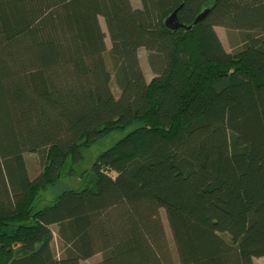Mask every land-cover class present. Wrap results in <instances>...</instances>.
<instances>
[{"label":"trees","instance_id":"1","mask_svg":"<svg viewBox=\"0 0 264 264\" xmlns=\"http://www.w3.org/2000/svg\"><path fill=\"white\" fill-rule=\"evenodd\" d=\"M140 2L0 0V264L264 256V0ZM204 7L190 30L163 23L178 9L191 24ZM134 123L84 188L35 208L82 145ZM26 153L40 155L33 178Z\"/></svg>","mask_w":264,"mask_h":264},{"label":"rangeland","instance_id":"2","mask_svg":"<svg viewBox=\"0 0 264 264\" xmlns=\"http://www.w3.org/2000/svg\"><path fill=\"white\" fill-rule=\"evenodd\" d=\"M131 1L135 7L141 6L140 0H131ZM100 22L103 29L106 31L103 18H100ZM216 31L221 41L223 42L225 48L228 51H233L235 49V46L233 44V41L235 40L234 36L230 35V33L223 27H216ZM106 43L107 46L110 47L111 44L108 36H106ZM139 56H140L141 66L146 75V78L147 80H151V78L155 74L148 63L147 51L145 48L140 49ZM113 90L116 94H118V89L115 84H113ZM137 125H138L137 123H134L133 125H130L124 130L112 131L91 145L88 146L82 145L80 148L82 159L79 160L78 162L72 163L70 158H68L66 164L64 165V168L62 169L60 178L56 182L50 184L49 186H47L46 188H44L39 192L35 200V208L39 209L46 205L51 204L55 200V198L62 191L66 189L77 190L84 188L85 185L89 182L88 180L91 179L90 178L91 167L95 162L97 156L103 151L112 147L118 140H120L125 135H127ZM25 159L27 162L30 177L33 178L42 169L40 164V155L38 153H26ZM162 217L167 227V231L170 235L169 227L167 225L166 217L163 211H162ZM52 229L54 233L53 248L57 256L59 257L62 255L63 244L57 234V227L53 226ZM100 258H101V254H96L95 256L84 262L85 263L95 262ZM254 260H256V264H264V256L256 257L254 258Z\"/></svg>","mask_w":264,"mask_h":264},{"label":"water","instance_id":"3","mask_svg":"<svg viewBox=\"0 0 264 264\" xmlns=\"http://www.w3.org/2000/svg\"><path fill=\"white\" fill-rule=\"evenodd\" d=\"M208 11H209V7H204L201 10V12L197 15V17L195 18V21L193 23L186 24V23H182L179 21L178 14H177L178 9H176L166 17V19L164 20L163 23H164L165 27L171 31H176L178 29L190 30V29H192L194 24L201 21L207 15Z\"/></svg>","mask_w":264,"mask_h":264},{"label":"crops","instance_id":"4","mask_svg":"<svg viewBox=\"0 0 264 264\" xmlns=\"http://www.w3.org/2000/svg\"><path fill=\"white\" fill-rule=\"evenodd\" d=\"M255 261V263H256V260H254Z\"/></svg>","mask_w":264,"mask_h":264}]
</instances>
